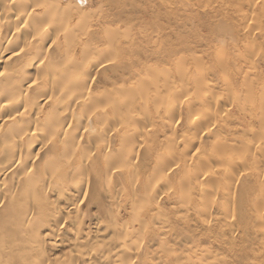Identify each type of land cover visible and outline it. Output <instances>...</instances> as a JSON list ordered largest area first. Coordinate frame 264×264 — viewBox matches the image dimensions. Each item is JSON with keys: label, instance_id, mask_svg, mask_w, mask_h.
I'll return each instance as SVG.
<instances>
[{"label": "bare ground", "instance_id": "6f19581e", "mask_svg": "<svg viewBox=\"0 0 264 264\" xmlns=\"http://www.w3.org/2000/svg\"><path fill=\"white\" fill-rule=\"evenodd\" d=\"M71 14L85 12L63 9L56 0H0V264L202 263L195 254L202 245L194 239L184 250L165 253L175 243L167 238L175 214L162 211L155 199L162 186L153 178L167 172L156 166L158 135L148 105L158 69L145 68V49L131 41L117 48L108 40L98 56L104 36L93 23H87L85 38L72 33L85 25L69 26ZM236 56L217 50L211 65L241 70ZM110 57L132 90L99 84L97 67ZM157 104L172 128L167 101L160 97ZM107 109L115 118L111 124ZM253 111L263 117L258 136L264 142V108ZM238 112L251 111L242 106ZM98 113L95 126L91 120ZM200 119L213 126L207 111L195 117ZM233 122L254 130V122ZM198 145L194 137L185 138L184 152ZM225 183L219 180L213 194L229 196ZM219 258L202 264H223Z\"/></svg>", "mask_w": 264, "mask_h": 264}, {"label": "rangeland", "instance_id": "374dc122", "mask_svg": "<svg viewBox=\"0 0 264 264\" xmlns=\"http://www.w3.org/2000/svg\"><path fill=\"white\" fill-rule=\"evenodd\" d=\"M57 2L63 9L85 12L82 17L71 14L69 26L85 25L82 32L73 29L72 33L85 38L87 23L98 27L104 36L97 45L98 56L104 54L108 40L117 48L131 41L145 49V68H156L160 73L148 90L152 95L148 105L153 115L150 124L156 126L158 135L153 150L159 157L156 166L167 167L165 175L153 178L162 186L161 196L155 199H159L162 211L175 214L173 229L167 232V238L175 239V243L166 246L165 253L170 254L175 247L184 250L194 239L202 245L195 253L200 261L223 257V264H264V142L258 136L263 117L253 111L264 108V0ZM125 24H129L128 29ZM220 49L228 57L237 55L242 69L228 70L226 64L212 66L211 56ZM177 52L181 56L176 57ZM97 77L99 84L132 90L123 82L115 57L100 62ZM248 87L251 90L244 91ZM160 97L173 111L172 128L166 126L168 118L158 108ZM211 103L219 110H212ZM242 106L251 112L242 116L238 112ZM107 110L111 124L115 118ZM193 111L197 115L207 111L213 126L208 128L203 120H195L197 115L187 118ZM99 118V113L92 118L95 126ZM234 120L254 122V130ZM192 137L199 142L197 149L184 152V139ZM185 157L187 165L183 163ZM198 177H203L201 184L195 182ZM221 179H226L222 189L227 186L229 196L222 191L213 194ZM159 226L167 227V223Z\"/></svg>", "mask_w": 264, "mask_h": 264}]
</instances>
